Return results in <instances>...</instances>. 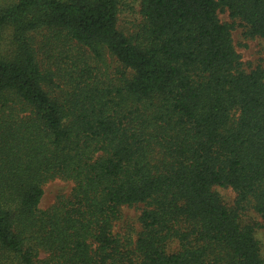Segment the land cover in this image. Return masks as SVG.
Masks as SVG:
<instances>
[{
	"label": "trees",
	"instance_id": "obj_1",
	"mask_svg": "<svg viewBox=\"0 0 264 264\" xmlns=\"http://www.w3.org/2000/svg\"><path fill=\"white\" fill-rule=\"evenodd\" d=\"M237 25L264 45V0H0V264H264V67Z\"/></svg>",
	"mask_w": 264,
	"mask_h": 264
},
{
	"label": "rangeland",
	"instance_id": "obj_2",
	"mask_svg": "<svg viewBox=\"0 0 264 264\" xmlns=\"http://www.w3.org/2000/svg\"><path fill=\"white\" fill-rule=\"evenodd\" d=\"M224 22H232L228 12L222 11L219 14ZM140 21L139 4L135 3L132 8L123 10L120 14V28L126 32L134 30ZM234 43L238 52L241 54L243 69L247 72L257 66L264 67V45L258 38L246 39L243 34V28L237 25L232 31ZM114 62H111V69L114 68ZM74 184L70 180L54 178L44 184V195L41 199L40 207L42 209L50 208L60 196H68ZM216 190L222 195L228 204H233L236 193L230 187H216ZM142 211V205L124 206L121 209V217L114 222L113 231L115 234L124 235L128 232L133 239H136L140 230L139 215ZM244 218L256 223L255 237L260 245L261 253L264 255V228L260 216L253 210L244 213Z\"/></svg>",
	"mask_w": 264,
	"mask_h": 264
}]
</instances>
